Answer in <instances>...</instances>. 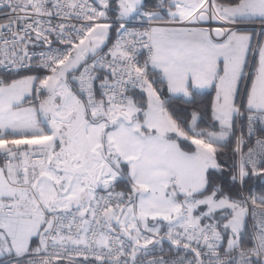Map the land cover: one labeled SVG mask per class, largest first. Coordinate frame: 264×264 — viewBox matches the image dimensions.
Here are the masks:
<instances>
[{
  "label": "snow or ice",
  "instance_id": "6c2138e0",
  "mask_svg": "<svg viewBox=\"0 0 264 264\" xmlns=\"http://www.w3.org/2000/svg\"><path fill=\"white\" fill-rule=\"evenodd\" d=\"M0 264H264V0H0Z\"/></svg>",
  "mask_w": 264,
  "mask_h": 264
}]
</instances>
